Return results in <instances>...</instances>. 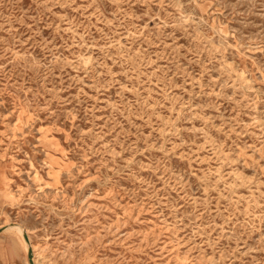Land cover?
Returning <instances> with one entry per match:
<instances>
[{"label": "rangeland", "instance_id": "1", "mask_svg": "<svg viewBox=\"0 0 264 264\" xmlns=\"http://www.w3.org/2000/svg\"><path fill=\"white\" fill-rule=\"evenodd\" d=\"M0 264H264V0H0Z\"/></svg>", "mask_w": 264, "mask_h": 264}, {"label": "bare ground", "instance_id": "2", "mask_svg": "<svg viewBox=\"0 0 264 264\" xmlns=\"http://www.w3.org/2000/svg\"><path fill=\"white\" fill-rule=\"evenodd\" d=\"M16 227L20 232H23V229L21 226H16ZM24 244H25V248H26L25 250H27L28 248L30 249L31 244L28 240L24 239Z\"/></svg>", "mask_w": 264, "mask_h": 264}, {"label": "water", "instance_id": "3", "mask_svg": "<svg viewBox=\"0 0 264 264\" xmlns=\"http://www.w3.org/2000/svg\"><path fill=\"white\" fill-rule=\"evenodd\" d=\"M28 257H29V259H30V261H31L32 258H31V251H30V249L28 250Z\"/></svg>", "mask_w": 264, "mask_h": 264}]
</instances>
